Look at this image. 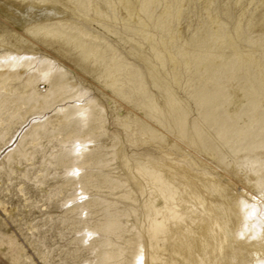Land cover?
I'll use <instances>...</instances> for the list:
<instances>
[{
    "label": "bare ground",
    "instance_id": "bare-ground-1",
    "mask_svg": "<svg viewBox=\"0 0 264 264\" xmlns=\"http://www.w3.org/2000/svg\"><path fill=\"white\" fill-rule=\"evenodd\" d=\"M28 1L36 6L23 8L22 31L36 39L23 37L1 17L0 38L9 35L11 47L13 39L65 47L88 62L125 141L121 132L109 133L105 107L79 89L62 63L51 55L22 59L25 55L2 48L0 139L12 120L45 116L27 124L0 157L32 158L36 140L56 139L61 147L53 145L49 155L55 164L76 168L68 177L80 194L87 195L89 186L104 193L88 194L66 209L91 204L87 216L98 215L88 229L93 264H255L264 258V229L246 220L229 186L235 174L264 203V0ZM200 6L206 15L179 39V24ZM111 36L139 63L129 61ZM141 42L147 43L146 53ZM12 107L17 114L8 111ZM72 137L80 140L68 146ZM138 138L150 145L139 148ZM0 207L7 212L1 199ZM122 231L136 234L140 256L124 246L135 241L110 237Z\"/></svg>",
    "mask_w": 264,
    "mask_h": 264
},
{
    "label": "rangeland",
    "instance_id": "rangeland-1",
    "mask_svg": "<svg viewBox=\"0 0 264 264\" xmlns=\"http://www.w3.org/2000/svg\"><path fill=\"white\" fill-rule=\"evenodd\" d=\"M1 2L3 4H9V8L2 7L1 5L3 4ZM31 4L32 3H29L28 0H15L14 3H8V0H0V17L3 18L4 21L7 20L6 22L10 27L15 28L18 32L22 33L23 37L25 36L34 39L33 37H31V35H28V33L22 31L23 24L21 15L23 13L25 14V12L23 11L24 9L36 6L35 4ZM17 8L19 9V11ZM201 8L202 7L200 6V9L198 10L199 13L197 12L198 14H194L191 16V20L187 22L180 20L182 21V23L180 22L181 24H179L178 28V32L180 35L179 39H183L190 33H193L195 31V27L199 24L198 22L201 21L199 19L206 15L203 8ZM186 23L187 25H185ZM194 24L195 27L193 26ZM113 25H115V28L117 27V29H120V24L118 22L113 23ZM189 29L192 32H190ZM48 38L49 37H47V39ZM114 38H116L117 41L116 39L114 40ZM0 39V50L2 48H8L9 50L14 51V53L17 51V54L15 53L17 56L20 55L19 57H21V55H25L22 56V59L26 57H38V55L40 56L39 58H44L51 55L50 57H52L54 61L62 63L69 73H73L72 75L76 79L77 84L79 85V89H83V92L86 91L84 89H87L86 95L94 97L98 101V103L102 105V107H105H103V111L106 114L105 126L108 129L109 133L117 130L118 132H121L122 139L125 141V139L123 138L124 132H122V129L113 121V112L109 108V105H111V103L108 101L110 100V98L107 97L106 94L103 95L99 87L100 85L95 83V77L97 76V74L95 71L90 72V69L87 68L88 62L81 61L76 55H74L73 50H69L65 47L57 49L58 47L56 45L41 46L39 43L32 46H27L24 41H21L20 39H13L12 42H14L15 44V46L13 45V48L6 44V42L10 41L9 35L4 34V37H1ZM109 41L114 42V46L116 45L115 47H118L119 49H117L123 52V55L126 54L125 57L129 61H134L135 63L139 61L135 57L127 55V45H123V43L120 42L116 36H111ZM144 46L147 47V43L141 42L140 49L141 51L144 50L143 52L146 53L147 48H145ZM42 49L43 51L41 52ZM63 49L67 51L63 52ZM22 50L26 51L24 52ZM53 54H55V56ZM84 67L89 70L88 73H85ZM24 69L25 68H22V70ZM182 75L184 78L188 76L187 73L184 72ZM85 76L90 78L87 79V77ZM183 77L181 76L182 81L184 80ZM92 78L94 79V81H92ZM13 82L14 81H12V83ZM41 88L44 87L42 86ZM121 102L124 105L126 104V102L123 100H121ZM14 110L15 114H17L18 110L15 107L10 108V110L8 109V111ZM47 113L51 112L49 111ZM42 115L45 116L44 113L26 114L27 117H25L24 122H19L18 120L14 119L15 121L12 120L14 122L11 121L10 125H7V120H5L4 125H7L6 127L8 128L6 129L5 134H2L3 139H0V156L3 151H7V149L11 145L13 146L15 144V140L17 139L19 134L28 126H30H27V124L42 121L44 119V116ZM4 117L8 118V115L4 114ZM63 120L64 119L59 122L58 126H62L65 123V120L64 122ZM47 134L48 133H45L44 135ZM29 140L30 137H28V141ZM79 140L80 139L77 137H72L68 141L67 145L73 146ZM137 140L138 141H136V144L139 148H144L146 147L145 145H150L149 141H145L144 144L141 139L138 138ZM70 141L71 143H69ZM35 142L38 143L36 151L32 158L30 156L18 157V155H13L12 157L14 158H10L8 160L5 159L4 161L3 158L1 159L0 157V199L3 202V205L7 208V212H4L0 207V264H86L89 262H91L89 264H93V261L96 257V252L91 250L90 247L87 246V243L89 239V230L96 224L95 220H97L98 215L92 214L90 216H87L86 212H91L93 210L92 206H90L91 204L89 206L84 205L82 207H78L76 211H74L75 213L68 210L66 211V209L76 201L86 198L88 194L90 196H93L95 194H99L100 196L105 195L102 192L94 191L95 188H91L90 186L88 188L87 195L80 194L81 187L79 186V184L74 178L69 179V177L74 174V170L76 168L72 167L71 165L65 167V165L63 166L62 164H55V158L50 157L49 155V153L53 149V145L56 146L55 149L57 148V146L61 147V145H59L60 143H58L56 139L48 140L46 137H41ZM5 143L7 144L5 145ZM4 145L6 148L4 147ZM127 148H129V145H127ZM223 170L227 172L226 176H228L227 174H231L228 172L230 170L228 167H223ZM242 170L243 169H239L241 173H243L244 171ZM231 176H233L234 181L229 186H232L233 188H231L236 190V193H238L237 201L238 199L240 201V203L238 201V204H240L239 206L241 210H244L246 212V216L248 215L247 217L245 216L246 220L247 218H249L250 220L252 219L251 224L258 230L264 229V203L261 202L262 196H260L255 188L247 186V184L243 182L241 177L236 178L237 176H235V174H232ZM241 186L243 187L242 189ZM79 211H82V214H79ZM133 220L134 219L129 220V223H127L128 227ZM136 226L137 227L135 229L138 230V225ZM248 227V225L244 226V228L246 229H248ZM95 232L101 234L99 230ZM133 232L135 231H131V233ZM82 235H85V237L78 238ZM110 237L112 239H116L119 242L128 238L135 241L134 245L133 243H131L124 246L127 248L134 247V251L136 254L134 255L136 257L140 256L138 255V251H141V246L138 245L140 240H137L138 237L136 236V234H129V232L122 231L119 237H116L113 233L110 235ZM9 239H13V244L9 243ZM136 240L138 241L137 243ZM134 255L131 257V260H133ZM255 264H264V258H260V260L257 259V262Z\"/></svg>",
    "mask_w": 264,
    "mask_h": 264
}]
</instances>
